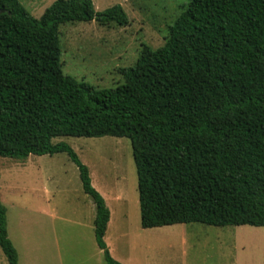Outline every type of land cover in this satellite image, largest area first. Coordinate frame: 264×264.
<instances>
[{"label":"trees","instance_id":"1","mask_svg":"<svg viewBox=\"0 0 264 264\" xmlns=\"http://www.w3.org/2000/svg\"><path fill=\"white\" fill-rule=\"evenodd\" d=\"M129 25L121 5L56 0L36 19L0 0V157L67 154L96 206L106 264L111 212L90 171L61 137L126 138L138 173L141 226L201 223L264 228V0H190L166 44L144 46L123 84L95 89L65 75L60 29ZM0 247L19 254L0 198Z\"/></svg>","mask_w":264,"mask_h":264},{"label":"rangeland","instance_id":"2","mask_svg":"<svg viewBox=\"0 0 264 264\" xmlns=\"http://www.w3.org/2000/svg\"><path fill=\"white\" fill-rule=\"evenodd\" d=\"M55 1L20 0L36 19ZM92 1L100 13L121 5L129 25L62 26L61 61L65 75L100 90L123 84L120 70L135 65L144 46L157 50L165 45L190 0ZM59 142L77 153L104 198L112 214L105 241L121 264H264L263 227L192 223L143 229L129 139L54 140ZM0 198L22 264H106L95 240L96 206L67 154L0 157Z\"/></svg>","mask_w":264,"mask_h":264},{"label":"crops","instance_id":"3","mask_svg":"<svg viewBox=\"0 0 264 264\" xmlns=\"http://www.w3.org/2000/svg\"><path fill=\"white\" fill-rule=\"evenodd\" d=\"M111 217H112V214H111ZM110 221H111V219H110ZM110 223H111V222H109V224H108L107 231H108V229H109V227H110ZM106 234H107V232H106ZM8 235H9L10 240L12 241V237H11V235H10L9 232H8ZM105 239H107L106 236H105ZM105 242H106V241H105ZM12 243L14 244L15 248L17 249L16 244H15L14 242H12ZM17 251H18V254H19V264H22V263H21V255H20V253H19V250H17ZM0 264H9L8 259H7V257L5 256L4 252L2 251L1 247H0Z\"/></svg>","mask_w":264,"mask_h":264}]
</instances>
